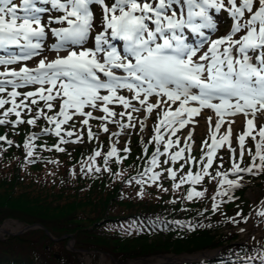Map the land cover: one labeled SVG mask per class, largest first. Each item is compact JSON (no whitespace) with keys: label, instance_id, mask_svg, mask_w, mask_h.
Here are the masks:
<instances>
[{"label":"snow or ice","instance_id":"1","mask_svg":"<svg viewBox=\"0 0 264 264\" xmlns=\"http://www.w3.org/2000/svg\"><path fill=\"white\" fill-rule=\"evenodd\" d=\"M38 2L50 3L51 8L64 12L63 17L56 20V23L66 22L68 27L51 29L52 35L58 41L51 50L62 51L64 55L51 61L41 59L37 61L38 67L34 69L25 66L19 71L0 72V77H12V79H0V93L5 91L6 84H10L14 89L40 85L38 91L27 92L25 99L31 98L30 103L35 105L38 103L36 99L38 97L45 102L49 110L53 107L51 101L61 97L62 93V107L58 116L46 118L49 123L55 125V135L61 138V143L66 142L61 136V125L71 120L74 114L91 118L92 113L85 112L86 107L105 113L106 116H102L101 119L107 120L116 116V113L108 107L113 103H119L125 109L131 107L133 112L146 109L150 115L154 109L160 107L161 101L166 105L169 102L172 105L179 102L175 110L169 106L163 111L159 125L155 129L157 144L165 143L166 149H170L174 143L179 145V140L165 141L161 128H166L170 135L174 136L179 129L193 123V118L199 116L203 109L211 110L218 118L214 125V133H219L226 123L225 116L243 114L246 117V131L238 136L241 149L240 162L233 159L232 167L237 174L252 173L254 169L264 171V126L258 131L259 141L255 144V152L247 150L250 156L249 165L245 168L240 167L246 138L251 137L256 140L253 134L256 113H264V0H242L240 6L238 0H228L230 5L228 11L235 21L233 33L243 31L246 34L238 40H233L232 35H229L211 41L210 46L199 55V48H202L207 40L203 29L216 28L208 10L215 9L219 12L225 8V0H113L111 5L106 4L105 0H67V3H62L61 0H19V2L0 0V49H7L9 46L21 49L20 55H12L10 59L0 58V65L15 64L40 54L38 50L43 47L41 41L47 35L40 14L48 10L37 6ZM182 3L187 6L186 18L182 9L173 8V5ZM97 4L103 5L104 27L94 36V49L85 48L84 45L88 42L93 28L94 8L90 6ZM178 10L181 13L179 16ZM246 13L250 14L247 20L244 19ZM150 25H154V28ZM185 29L204 38L198 47L185 42L187 39L184 35ZM110 39L124 41V51L127 55L121 57L116 47L110 43ZM224 45L227 47H223L221 51ZM236 45L239 46L238 51L242 54V59H235L232 55ZM249 50H259V65L252 62V57L248 54ZM100 53L105 54L103 62L97 59ZM113 68L122 69L126 76H117L112 71ZM98 73L107 77V81L102 80ZM45 85L48 87L45 88ZM102 89L109 94L100 95ZM120 89H127L132 93L133 98L142 107L132 106L129 99L118 94ZM194 89L198 92H194ZM54 90H56L55 95H53ZM18 95L20 93L17 91L10 93L12 105L10 112L16 117L21 116L18 109L27 107L24 103H16L15 98ZM153 96L159 99L148 103V99ZM9 102L0 99V109ZM190 102H196L198 106H189ZM40 114L43 115V110ZM8 115L9 111H5L4 116ZM120 115L123 116L124 113ZM249 116L251 118H248ZM60 117L63 119L61 120ZM128 119H132L130 114ZM261 119H264V116ZM7 122L6 119H0V125ZM207 122L209 125L212 124L211 115L207 116ZM17 123H25V121L17 120ZM26 123L35 124L36 121L30 119ZM88 123V119H83V124ZM143 124L144 122L141 121L142 126ZM131 126L122 125V127ZM103 131L105 133L109 131L107 126ZM67 135L71 137L73 133L68 132ZM88 136H92L90 130ZM231 137L230 126L219 140L216 139L215 134L213 135L212 145L206 157L205 171L213 165L218 148L227 144L231 149ZM187 138L191 140L192 136L187 135ZM5 139L0 137V140ZM29 139L31 141L32 138ZM7 143L11 145L12 141L9 140ZM24 148L31 157L34 153L33 144L25 143ZM56 150L64 151L59 146ZM184 151L181 148L175 152L171 160L175 162L181 159ZM232 152L235 156L234 149ZM164 154L157 147L150 161L152 167L144 171L143 175L152 182L159 179V174L153 169L159 163L158 158ZM100 155L99 151L95 153L96 157ZM107 157L120 159L115 147L107 153ZM95 171L100 172L101 169L97 167ZM170 175L173 180L176 179L175 171H171ZM186 179L192 184H197L202 177L200 174L194 175L190 172ZM144 182L143 177L136 181L138 184ZM184 182L183 179L180 180L181 185ZM224 183L230 188L239 186L238 182L228 179L226 175ZM224 194L227 193H221ZM202 196V192L193 190L189 193L188 199ZM259 215L264 217V211ZM176 223L180 224L179 221ZM180 227L183 228L185 225L180 224ZM188 227L191 230V225ZM259 264H264V257L260 258Z\"/></svg>","mask_w":264,"mask_h":264},{"label":"rangeland","instance_id":"2","mask_svg":"<svg viewBox=\"0 0 264 264\" xmlns=\"http://www.w3.org/2000/svg\"><path fill=\"white\" fill-rule=\"evenodd\" d=\"M17 2H19V0H17ZM112 2L113 0H105V3L109 5H111ZM174 6V9L178 8L177 5ZM229 6L230 5L228 4V0H225V8L221 9V12L223 14L221 18H224V20L220 21L219 27H217L214 32L208 35V40L205 44V47L210 46V42L213 41L214 38L213 35H217L216 39L226 38L227 36L232 35L233 40H238L242 39V35L246 34V32L243 31L241 33H231L233 22L230 20L229 22L231 24H226L228 20L227 18L229 17V15H231L227 13V8ZM238 6H240L239 1ZM94 13L96 15L93 16V28L91 30L88 42L84 45L85 48L94 49V36L96 34H99L104 27L103 7L96 8V11H94ZM61 14L62 16L64 15V13ZM177 15L179 16L180 14H178L177 12ZM249 17L250 14L246 13L244 19L247 20ZM50 18L52 17H41L42 23L45 25V31L47 35L41 41L43 47L41 50H39L40 54L26 61H19L11 65H0V72L13 70L19 71L22 67L25 66L30 69H34L38 67L37 61L41 59L51 61L54 57L62 56L64 54L62 51L55 52L51 50L54 44L58 42L57 38L52 35L51 29H58V27L49 23ZM65 23L59 24V26L61 28L66 27ZM150 26L154 28V25ZM223 47H227V45H224ZM223 47H221L222 50ZM0 53L7 54V52L4 51H0ZM101 54L102 53L98 54L97 59H101ZM0 79H12V77H0ZM40 87V85H28L25 87L14 89L10 84H6L5 91L3 93H0V99L10 101L9 104H6L4 108L0 109V119H6L8 121L7 123L0 125V137L6 138L5 140H3L4 142L10 140L15 143V145L21 146V149L17 148V150L15 151H4L3 146H1L2 141H0V164L2 162L1 159L6 157V160L4 158V162H2L5 166L4 172H17L20 180H28L30 182L36 194L44 195L49 199H59V197L55 196L61 194V184L69 187H73V185L75 184L72 179L73 173L69 169L62 167V165L55 163L59 159L63 160L64 155L69 154L70 151L77 150L79 148H88L92 151H107L108 153L109 151H111L112 147H115L120 159L117 160L115 157H113L115 161L112 165L117 163H120L121 165L129 163L133 156L138 154L140 156V162L138 166L141 171H143L142 174H144L145 169H149L152 167L150 165L151 158L156 152L157 147H159L160 151L162 153H165L158 158L159 163L153 169V171L159 174V179L156 182H152L149 179L151 183L155 184L156 188H147L146 186L138 187V191L141 194V197H143L146 202L155 203L158 201L170 202L175 199L181 198L188 199L189 193L193 190L203 193L202 197H194L193 199H191L192 201L201 200V202H199L198 204H189L188 208L186 209L187 211H190V209L193 207L199 209V212H194L192 215H201L199 219H202V222L198 227H204L202 231L203 236H200L199 231H195V235L191 233L193 239L182 242V245H194L205 240L219 241L227 245L228 243L234 242L236 240H245L247 243H250L252 245L264 247V217L259 215L261 211H264V171H257L256 169H254L252 173L241 172L237 174L234 172V169L232 167L233 159H235L237 162H240L239 154L241 149L238 143V136L246 131V117L244 115L234 118V123L233 121L229 120V123L227 125V128L229 126L232 128L231 149L227 144L217 149L218 154H221V152H223L222 154L223 157H225L227 164H216L218 161V157H215L211 168H207V170L205 171L206 157L211 148L212 142L211 130L217 122V118L214 117L213 114L204 112L199 118L194 120L191 126L187 125L185 127L188 129H179L174 136L170 135L169 131L166 128H161V134L164 135L165 141H167L168 139H171L174 142L176 140L180 141L179 145H176L174 143L170 149H166L165 143L157 144L155 142V129L159 125V121L162 118L163 111L166 110V108L169 106L173 110H175L178 107V104L172 105L169 102V104L166 105L163 101H161L160 107L154 109L153 113L149 115L146 112V109L133 112L131 107L125 109L119 103H113L111 105H108V107L110 108V110L116 113V116L109 117L107 120L101 119L102 116H106L105 113H101L98 109L86 107L85 112H91V118L87 116L80 117L78 113L74 114L71 120L61 125V136L63 140L66 141L65 143H61V138L55 135V125L49 123L46 118L58 116L62 107V93L61 97H56L53 101H51L53 107L51 110H49L46 107L45 102L39 100L38 97H36L38 103L35 105H32L30 103L31 98L25 99L27 92L38 91ZM44 87L47 88L48 85H45ZM18 89L22 91H20V95L15 98L16 103H24L27 105V107L18 109L21 112L20 117H16L14 113L10 112V109L12 107L10 93L12 91L18 92ZM55 91L56 90L53 91V95H55ZM105 94L109 93H107L106 90H100V95ZM118 94L124 95L126 99H129L132 106L137 108L142 107L139 102L133 98V94L129 93L127 89L118 90ZM157 99L159 98L151 97L148 103H152ZM41 110H43V115L40 114ZM5 111H9V115L7 117L4 116ZM121 113H124V115L121 116ZM129 114L132 117L131 120L128 119ZM208 115L212 116L211 125H209L207 122ZM262 116H264V113H256L255 128L253 132V134L256 136V140L254 141L251 137L246 138L245 152L243 160L240 163L241 168H245L249 165L250 156L247 150L250 149L253 153L255 152V144L259 141L258 131L262 126H264V119H261ZM248 118H251V116H249ZM30 119H34L36 123H26V121ZM60 119L62 120L63 118L60 117ZM83 119H88L89 123L87 125L83 124ZM17 120H23L25 121V123H17ZM141 121L144 122L143 126L141 125ZM122 125L132 126L122 127ZM105 126H107V128L109 129L107 133L103 131ZM221 128L224 130L220 132V137L226 134L227 129H225L224 126H222ZM89 130L92 132L91 137L88 136ZM68 132H72L73 135L69 137L67 135ZM187 135H191L192 139L189 140L187 138ZM29 138H32L31 141ZM29 142H31L34 146V154L33 156H31L35 157L32 160L33 162L36 161L37 163V160H39V158H46L48 155H51L52 163L49 162L47 164L41 165V163L39 162V165L35 163V165H26L24 167H21L20 164L16 161L22 160L23 154L27 153V149L24 148V144ZM57 146L63 148L64 151H57ZM181 148L185 150L183 157L173 162L171 160V156ZM142 149L143 152L141 151ZM232 149L235 150V156H233ZM165 161H168V163H165ZM202 161H204L205 163H201ZM258 164L259 161L257 160V165ZM89 168H91L92 170L93 166L91 165ZM171 171H175L176 177H180V179H183L185 181L184 187L173 186V179L170 175ZM117 172L119 171L117 170ZM190 172L194 175L200 174L202 177L201 181L197 184H192L191 181L184 179V177L188 176ZM12 174L13 172L11 174H7L9 175V177H7L4 182L7 187L11 186L13 181H15L16 179ZM209 174H212L211 177L209 179H206L207 175ZM217 174L221 182L216 179ZM149 175H151V173H149ZM225 175L228 177V179L238 182L239 186L230 188L227 184L224 183ZM173 191L175 192V194L173 193ZM222 192H226L227 194L221 195ZM66 208L68 207L65 203V209ZM66 212L67 211H63V213ZM103 221L104 220H102L101 223ZM8 222H12V227H20L22 228V230H24V228L26 227L34 226L24 225L23 223L14 219L6 221V223ZM6 223H3V225ZM185 225L188 227V222H185ZM42 227L43 230L48 231L44 226ZM212 227H215V229L219 230V232L213 230L211 231V233H209ZM37 229L42 228H35L31 230ZM22 230H19V232ZM107 230L109 229L103 227L102 231L106 232ZM9 234L0 235V240L6 238V236H9ZM51 237L54 238L52 235ZM64 237L66 239H68L69 237L72 238L71 235H65L62 238ZM125 238L123 240H120L121 243L133 245L137 244L134 239ZM159 240L167 241V237L165 235H154L148 240V243L152 244ZM71 241L72 240H70L69 243ZM102 254L103 253L99 254V261H97L96 264H101ZM215 255L216 253L213 252L204 254V256L200 255V257L198 255L188 256L185 258L172 257L170 258V260L169 258L165 259L169 261L162 262L164 261L162 260L157 261L156 263H177L179 261L180 263L184 264L196 261V259L199 260L202 258H212ZM114 259L115 258L113 256H108L105 262L106 264H113ZM136 259L139 258L127 259L121 263Z\"/></svg>","mask_w":264,"mask_h":264},{"label":"trees","instance_id":"3","mask_svg":"<svg viewBox=\"0 0 264 264\" xmlns=\"http://www.w3.org/2000/svg\"><path fill=\"white\" fill-rule=\"evenodd\" d=\"M95 7L99 8L98 5ZM0 141L4 151L21 149V146L13 142L9 145L3 140ZM141 151L143 152V149ZM96 152L88 148H79L64 155L63 160L55 162L69 169L75 182L73 187L61 184V194L64 195L55 196L59 199H49L36 194L30 182L20 180L17 172H4L5 166L2 162L6 157L1 159L0 225L12 219L27 226L42 225L56 240L49 237L47 231L43 229L9 235L6 240H0V264H84L83 252H87L92 258V264L99 261L101 253L105 260L108 256H113L118 262H124L131 258L192 253L215 248H221L222 251L213 261L187 264H250V262L259 264L260 258L264 257V248L236 243L226 245L219 241L205 240L194 245H182V242L193 239L191 233L195 235V231H199L200 236H203L204 227H198L202 222V219H199L201 215H192L199 212V209L193 207L190 211L186 210L189 204H198L201 200L181 198L170 202H146L141 197L138 187L156 186L142 174L143 171L138 166L140 156L134 155L130 162L124 165L120 163L112 165L115 160L107 157V151H99L101 153L99 157L95 156ZM34 158L24 153L22 160L15 161L24 167L35 165L36 161H32ZM104 159L107 160V164ZM223 160L227 164L225 157ZM39 162L41 165L52 163L51 155L39 158L36 164L39 165ZM91 165L93 169L89 171ZM97 167L101 169L100 172L95 171ZM12 172L16 179L7 187L4 182L9 177L7 174ZM211 175H207L206 179ZM142 177L145 182L136 183ZM216 179L221 182L218 174ZM180 180H182L180 177H176L173 186L184 187L185 182L181 185ZM173 193L175 194L174 191ZM65 203L68 207L66 209ZM102 220L104 221L101 223ZM177 221L183 225L188 222L191 230L186 225L180 227ZM103 227L109 230L103 232ZM213 230L219 232L212 227L209 233ZM17 232L19 231L12 233ZM65 235H71L72 238H62ZM154 235H165L167 241L148 243ZM124 238L134 239L137 244H123L120 240ZM73 239L76 251L68 249V243Z\"/></svg>","mask_w":264,"mask_h":264},{"label":"bare ground","instance_id":"4","mask_svg":"<svg viewBox=\"0 0 264 264\" xmlns=\"http://www.w3.org/2000/svg\"><path fill=\"white\" fill-rule=\"evenodd\" d=\"M239 1V5L242 3V0H238ZM173 7H175L174 5H173ZM177 9H182L183 10V13H184V16H185V18H186V12H187V6H186V4H181V5H177ZM209 11V14L211 15L213 12H214V10H208ZM178 12V14L180 13V11L178 10L177 11ZM204 30H206V29H203V31ZM186 37H187V35L186 34H184ZM214 36V38H213V41L214 40H216V36L217 35H213ZM196 37H199L198 35H196ZM159 42H161L162 43V41H159ZM186 43H189V41L186 39V41H185ZM124 47H125V42L124 41H120V42H117V45H116V49L119 51V53L121 54V57H124V56H126L127 54H126V52L124 51ZM235 48H233V50H234ZM205 49H203L202 48V50H201V52H203ZM199 51V50H198ZM200 53H198V55H199ZM64 55V54H63ZM62 55V56H63ZM58 57V56H57ZM0 58H1V56H0ZM54 58H56V57H54ZM53 58V59H54ZM4 59H7V58H4ZM131 59V58H130ZM50 61V60H49ZM101 61L103 62V59L101 58ZM112 71L117 75V76H120V77H124V76H126V73H124L123 72V70L122 69H115V68H113L112 69ZM119 74H121V75H119ZM98 75H100L101 76V79L102 80H104L105 82L107 81V78L105 77V76H103V74L102 73H98ZM166 99V98H165ZM177 103H179V102H177ZM193 104V102H190V104H189V106H193L192 105ZM241 115H243V114H241ZM237 117H239V116H237ZM216 157H218V161H217V163L216 164H224L225 162H224V157H223V154L221 153V154H218ZM215 164V165H216ZM19 230H22V228H20V227H18V228H14V227H12V222H8V223H6V224H4L3 226H1L0 227V235H6V234H9V233H12L13 231H19ZM253 233V232H252ZM224 235H228V234H224ZM254 235H255V233H254ZM7 237V236H6ZM255 237V236H254ZM75 245V244H74ZM74 247V246H73ZM195 257V256H194ZM185 258V257H184ZM103 260H104V262H103ZM162 260H165V259H161V258H159V259H156V260H153L152 262H157V261H162ZM179 260H181V259H179ZM207 260V259H206ZM85 262L87 263V264H92V258L90 257V256H85ZM113 263L114 264H116V263H119V264H121L120 262H118L116 259H115V261H113ZM101 264H105V256L104 255H102V262H101ZM133 264H135V263H133Z\"/></svg>","mask_w":264,"mask_h":264},{"label":"water","instance_id":"5","mask_svg":"<svg viewBox=\"0 0 264 264\" xmlns=\"http://www.w3.org/2000/svg\"><path fill=\"white\" fill-rule=\"evenodd\" d=\"M35 228H42L43 229V227L41 226V225H34V226H31V227H26V228H24V230H22V231H20V232H18V233H15V234H9V235H19V234H22V233H24V232H26V231H29V230H31V229H35ZM47 234L51 237V234L47 231ZM74 240L73 241H71L70 243H69V249L70 250H72V251H75L74 249H73V246H74ZM197 253V252H196ZM195 253V254H196ZM205 253H208V252H206V251H202V252H199L198 254H200V255H203V254H205ZM187 255H189L188 253H183V254H181V255H175V254H160V255H154V256H149V257H144V258H139V259H136V260H130V261H127V262H125V263H123V264H133V263H135V264H137V263H144V264H159V263H162V262H165V261H169V260H164V261H162V262H159V263H154V262H152L153 260H156V259H159V258H161V259H167V258H172V257H184V256H187ZM212 258H208L207 260H211ZM196 260H198V259H196ZM199 260H206V259H199ZM113 261H115V259L113 260ZM183 262V261H182ZM177 263H179L180 264V262H177ZM85 264H87L86 262H85ZM116 264H119V263H116ZM165 264H170V263H165ZM172 264H174V263H172Z\"/></svg>","mask_w":264,"mask_h":264}]
</instances>
